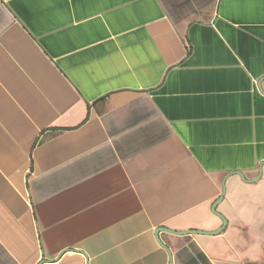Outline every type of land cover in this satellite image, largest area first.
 Masks as SVG:
<instances>
[{"label": "crops", "instance_id": "obj_1", "mask_svg": "<svg viewBox=\"0 0 264 264\" xmlns=\"http://www.w3.org/2000/svg\"><path fill=\"white\" fill-rule=\"evenodd\" d=\"M0 264H264V0H0Z\"/></svg>", "mask_w": 264, "mask_h": 264}, {"label": "water", "instance_id": "obj_2", "mask_svg": "<svg viewBox=\"0 0 264 264\" xmlns=\"http://www.w3.org/2000/svg\"><path fill=\"white\" fill-rule=\"evenodd\" d=\"M220 199V198H219ZM218 199V200H219ZM215 205H216V203H215ZM214 205V206H215ZM213 209H214V207H213ZM214 211V210H213ZM220 216V215H219ZM220 218H221V220H222V222H223V225L225 224V220H224V218L222 217V216H220ZM162 230H165V231H168V232H170V233H175V234H180V235H184V234H189V233H200L201 231H198V230H184V231H174V230H169V229H165V228H161V227H158L157 229H156V234H158L160 231H162Z\"/></svg>", "mask_w": 264, "mask_h": 264}]
</instances>
